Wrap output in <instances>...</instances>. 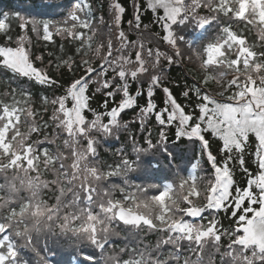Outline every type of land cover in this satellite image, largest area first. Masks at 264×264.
<instances>
[{"label":"snow or ice","instance_id":"obj_1","mask_svg":"<svg viewBox=\"0 0 264 264\" xmlns=\"http://www.w3.org/2000/svg\"><path fill=\"white\" fill-rule=\"evenodd\" d=\"M69 3H71V0H69ZM109 6L111 9L110 19L112 21L118 20V24L113 23V25L119 28L122 23V17L127 14V8L121 3V0H109ZM145 7L151 12L163 10V15H157L155 21L162 28L157 46L153 48L145 47L143 44L137 45L136 41L130 40L126 32L120 29L116 36V44L107 46L108 61L100 65L98 69L94 68L91 72L84 67L83 63L77 64L75 60L72 61L71 65L65 63L69 58L82 54L85 47L83 43L85 30H87V33L92 32L94 26L92 17L94 13L91 3L78 0L74 7L68 11L66 18L56 22L35 18L28 19L19 13L14 14L12 17L8 14H0V23L6 25L5 30L0 32V48H19L23 46L25 51L28 52L29 50L22 42V37L25 33L35 34L37 38L44 42L52 41L55 43V40H53L54 35L67 42L59 45L61 54L55 56V59H52L55 55L52 51H49L48 58L43 55L29 53V61L32 68L42 76H46V80H40L35 75H29L13 68L9 63L5 62V57L0 55V69L7 70L17 77H24L33 81V86L36 84L40 85L45 93L50 90L60 93V95L55 96L51 100L47 95L38 96L37 98L41 101L39 108L35 106L32 95L30 93L25 95L23 90L20 93L13 94L11 103L0 100V113H2L0 115V128L7 126L9 129L5 144L13 143V135L19 130L21 122L27 123V121H22V116L29 108H31L32 118L39 121L36 131L29 133V139L19 150L9 148L5 152L4 148L0 147V210L3 212L0 215V234H2L0 235V264H10V262L11 264H29V261L23 258L20 252L11 244L7 233L11 230L13 220L19 230L22 231L29 228L30 224L26 216L32 215L33 219H37L40 214V206L44 203L45 197L42 196L40 201L34 203V196L18 195L22 187L25 184L30 187L33 184L38 186L41 179V169L47 173L49 166L52 168L59 167L66 178H74V173L65 171L63 162L57 156L51 155L50 149L44 146L45 144H50V142L44 136L43 139L34 138V134L39 137L41 133H45L49 121L52 120V113L49 119H45V116L48 115V103L54 102V111L60 109L61 103L66 109H71L76 104L75 98L69 95V89L72 88L73 84L76 85L77 89L87 86L84 93L87 98V107L83 109L86 124L90 120H94L96 116L102 117V124H108L111 119L109 113L119 110L126 96L133 97L135 100L130 107L120 110L117 120L124 122L126 130L135 129L139 131L140 135L137 137L136 131L129 132V136L126 137L128 147L120 150L121 155L116 161L106 164L100 169V171L105 173L107 180L116 175L118 169H127L129 164L139 166L140 160L136 159V157L140 156L141 153L137 151V145L148 152H159L163 159L168 161L175 160L182 155L181 145L186 140L190 144H198L201 158L204 159L205 163H209L204 154L205 142H207V151L217 156L215 161L217 166L227 164L232 168L233 164L243 161L241 174L246 176L247 179L242 183H236L235 171L233 170L234 183L231 188V196H229L231 204L225 201V205L221 209L206 208L199 217L186 214V217L194 218L188 220L198 221L204 217L205 213H208L210 216L208 226L212 227L214 217L211 214L213 212L218 215L224 213L231 216L234 226L226 229L223 225L217 223L216 227L212 229L215 235L209 234L207 237H200L199 239L195 236H189L188 232L185 231L182 234L184 238L178 241L179 247L169 245L167 239H165L164 246L170 254L169 264H264V244L246 245L237 241V237L244 234L243 230H239V224L242 222L240 217L245 214L247 217H252V212L248 210L249 200L247 198L244 199L239 207L236 206V199H233V197L238 198L237 189H239V193H243L245 189L249 188V179L261 171L259 162L253 168L248 160L244 159L245 155H247L255 160L256 145L259 144L257 135L254 132H249L246 140L241 141L244 145L243 150L238 152L236 157L233 158L232 153L236 152V149L233 148L231 152L228 151L224 147L223 141L219 137L214 136L212 130L207 127L208 118L213 115L211 111H208L212 106V98L207 91V79L201 77L199 84L194 87L185 85V89L181 91L180 95L192 105V110L189 111L176 95L175 89L171 87L168 79L165 78L166 66L170 69L178 62L182 63L186 52L196 51V54L200 57L201 64L204 65L202 70L205 72H212L214 68L219 66V64H207L209 49L219 48L224 53V56L220 57L219 60L229 59L232 45L230 39V33L233 32L232 25L228 23L222 27L220 26V20L225 14L220 12L218 7L212 9V12L216 13L215 15H199L206 7L201 0H190V2L189 0H170L169 4L161 3L159 5L150 3V0H147L146 5H139L140 9ZM170 7L179 10L174 20L170 19ZM81 13H83V17ZM232 19L236 20L238 18L233 16ZM13 22L15 28L20 30L16 32L15 36L12 35ZM133 24L137 30L142 24V16L137 11L136 3H133L132 20L129 21L130 27ZM70 26H78V31H72L70 34L66 32L65 35L61 36L60 30L68 29ZM143 27L147 29L148 25H143ZM189 27L194 30H201V41L206 38L213 27H220L222 35L207 44H203L201 41L193 42L189 38L191 34L186 32ZM169 35H171V40L168 38ZM236 35L240 34L236 33ZM29 41H31L30 36ZM125 41L127 44H136V50L128 58L133 61L137 68L142 66L143 71L137 72L133 69L132 73H121L113 68L111 72L105 73V78L102 82L93 80L97 71L103 72L106 67L111 65L113 57L121 55L120 44ZM68 43L71 44L69 49L72 53L71 55L65 52ZM160 47H164L165 50L160 51ZM250 51L255 54L254 48L250 49ZM145 52L148 54V61H151V67H149L148 62L144 61ZM138 55L139 59H137ZM258 55L260 60H264V52ZM76 68L81 69L82 75L75 76ZM56 69L60 70L59 76L55 74ZM65 75H67V79H63ZM77 80L79 83H77ZM90 81L92 83H89ZM17 94L20 95L19 100L15 98ZM157 96L160 97L159 103L156 99ZM69 101H71L70 107L68 106ZM228 102L231 103L232 101ZM129 113L133 115L128 120H125V116ZM59 115L62 118L63 112H60ZM58 123L57 121V126ZM108 127L111 129L112 125L109 124ZM152 127L157 129L156 140L152 139ZM196 128L199 129L198 136L187 135V133ZM182 131L185 134H181ZM169 132L172 133L171 136H169ZM64 134L67 137L68 133ZM209 137L214 138L216 142L215 149L212 147L213 140H210ZM115 142H119V134L112 139L103 140L104 144H112L113 146ZM84 143L87 145L88 141H84ZM87 155L88 159L92 161L100 159L95 142H93V151ZM66 158L67 156H65ZM154 159V156L149 157L148 162L150 165L153 164ZM196 159V153L193 151V155L187 160V165L191 166ZM71 167H77L75 160H73ZM159 169L160 165L156 162L154 170ZM209 170L213 173L215 172V168L211 167V164H209ZM21 171L24 172V175L20 174ZM97 178H99V171L97 172ZM65 186L70 187L67 181L62 184V188ZM50 187L55 186L51 185ZM79 189V191L75 189L70 191L60 203H55V198L61 195V189H57L54 202L47 205L49 214L46 219L51 223L52 213H55L56 218L59 219L61 207L66 204L69 206L75 205L77 207L76 212L70 215L67 212L64 214L62 224L65 229L64 234L68 235L71 232L78 236L79 232L77 230L79 229L91 235L88 243L92 245L93 250L87 253L86 260L93 261V264H99L96 259L97 252L95 250L97 248L100 249L99 255L101 259L105 260V264H107L108 259H111V257L105 258L103 252L108 244L112 243L111 239L107 238V229L113 225L122 223L125 228L132 229L133 231L130 233L131 239H136L137 233L141 228L152 232L168 231V229H157L150 219L143 218L139 214L125 216L120 200L109 198L97 204V188L91 184L81 183ZM44 190L46 191L47 189ZM250 191L255 194L257 201L252 207L258 209L261 203L260 192L264 191V189L258 190L255 186H252ZM104 195L108 196L107 191H105ZM126 198L132 199L133 197L126 195ZM32 209H36V211L33 213ZM180 223L183 224L184 221ZM5 225H8V227ZM39 226V223H37L36 227L39 228ZM251 226L255 232L264 233V215L253 220ZM174 227L179 229L180 225L177 224ZM202 231H207V229L204 228ZM100 233H104V235H100ZM174 235L181 234L176 232ZM28 243L31 244L32 240L29 239ZM160 244L161 239L158 237L151 245L142 243L139 249L132 247L130 249L132 254L119 258V264H145V257H151L152 248H158ZM6 250L7 255H5ZM35 264H40V260L37 259Z\"/></svg>","mask_w":264,"mask_h":264},{"label":"trees","instance_id":"obj_2","mask_svg":"<svg viewBox=\"0 0 264 264\" xmlns=\"http://www.w3.org/2000/svg\"><path fill=\"white\" fill-rule=\"evenodd\" d=\"M22 2V1H26L29 2L30 0H0V14H8L10 17H12L14 14H16L14 12V6L17 2ZM241 0H214L213 3L211 5H209L208 9H204L203 11H201L199 13V15L203 16V15H210L212 12L213 8H217L220 12H223L225 15L221 18L220 22L224 23V24H228V22L232 21V17L234 16V14L237 12L238 10V6H239V2ZM244 1H252V0H244ZM87 2L89 3V1L87 0ZM86 2V3H87ZM133 2L134 0H121V3L127 8V14L124 15L122 17V24H120L119 28L124 30L126 32V34H128L129 37H132L135 39L137 45L142 44L140 42V40H138L139 38L143 37L145 41V47H153L155 48V46H153V43L158 41V35L162 32L161 30V26L159 23H156V15L152 12H150L146 7L144 9H140L138 10L139 14L142 16V24L141 27L137 30L135 29V25L133 24L131 27L129 25V21L132 20V15H133ZM90 3L92 4V7L95 10L96 14H93V29L91 33H87V30H85V34H84V50L82 52V54L80 56L77 57H71L69 58L68 61H66L65 63L71 65L72 61L75 60V62L77 64L83 63L84 67L88 68H93V67H99L101 64V60L103 57V54L99 56L98 59H92V55L94 52L95 47L98 45V43H104L105 46H103V49H105L104 51L106 52L107 50V46L109 44H116V36L118 35L119 30L114 31L111 28H108V25L106 24H101V17H105L106 11H108L109 9V0H91ZM140 4H145V2L143 0H139V5ZM7 8V9H5ZM5 9V10H4ZM207 13V14H206ZM254 15H259L258 17V22L262 23L263 27H264V18L261 15V12H258L256 10L253 11ZM216 14V13H214ZM81 16L83 17V14H81ZM143 25H148V28L145 29L143 27ZM232 29L233 32L230 33V39L232 41V45H231V51L229 52V59H224V60H219L220 57L224 56V53L219 49V48H212L209 49L208 51V61L207 64L213 63V64H219V65H223L224 67H226L227 69L230 70H234V72L232 73H239L242 74L245 71H247L248 67L253 65L254 66H261L264 68V60H260L259 58V53L264 52V44L260 43L257 39V37L253 34L252 31V25L250 24H245V23H236V22H232ZM6 28V25L4 23H0V32L4 31ZM126 28V29H125ZM150 29L153 32V35L150 39L146 38L145 36V32L146 30ZM46 30V29H45ZM20 31L19 29H16L14 26V22H13V33L12 35L15 36L16 32ZM72 31H78V26L76 27H69L68 29L65 30H60V35L63 36L65 35V33L67 32L68 34H70ZM219 35L221 36L222 33L221 31L218 32ZM236 33H239L240 35H236ZM32 38V44L29 47V51L30 53H33L34 55H43L46 58H48V53L49 51H52L55 55L52 57V59H55V56H59L61 53L59 52V45L61 43H67L66 41H64L62 38L58 37V36H53V40H55V43H53L52 41L49 42H44L41 39H36L34 36L31 35ZM109 38H111V40H109ZM131 38V40H133ZM217 38H215L216 40ZM238 40H242V41H246L245 43L248 45L249 50L250 49H255V54L250 51L249 53L252 54V59L250 60V62H252L250 65H248L247 67H244V64L238 60V62L236 61V56H234V52H235V47H236V43ZM71 48V44L68 43L67 48L65 49V52L68 55H71V51H69V49ZM128 49V44L125 42H121L120 44V51L121 53L126 51ZM136 50V49H134ZM160 51H164V47H160L159 49ZM133 52V51H132ZM126 55V58H124V60L127 63V70H129L131 67L132 70L135 69V71L139 72V71H143V67L141 66L140 68H137L136 65L133 63L132 60H130L128 57L131 55L130 53H124ZM234 59H232V58ZM137 59H139V55L137 56ZM230 60V62H229ZM144 61L148 62L149 67H151V61H148V54L145 52L144 54ZM47 62V60H46ZM39 63V62H37ZM55 74L57 76L60 75V70L56 69L55 70ZM82 75L81 69L76 68L75 70V76H80ZM46 77V76H45ZM201 77H204L207 79L208 84L206 85V87H210L212 82L214 81L213 77L214 74H212L211 72H205L202 69H184L181 70L180 68H177L175 66H173V68L171 69L169 75H167L165 78L168 79L170 85L172 88L175 89V93L176 95L179 97V99L185 104V106L188 108L189 111L192 110V105L189 103L188 100H186L182 95H180L181 91L183 89H185V85L188 86H195L196 84L200 83V79ZM67 75H65L63 77V79H67ZM47 79V77H46ZM78 81V80H77ZM34 82H31L29 85V88L26 89L20 82H18V79L16 76H14L13 73L11 72H6L5 76L0 79V100H4L8 103L12 102V97L14 93H20L21 90H23V93L25 95H27L28 93H30L32 95V98L34 100V104L36 107H40V103L41 101L37 98L38 96H44L47 95L48 98L51 100L53 98H55V96L60 95L59 92H53V91H48L47 93H45L41 86L36 84L35 86H33ZM17 100L20 99V95L17 94L15 97ZM157 102L159 103L160 97L157 96ZM198 99V98H197ZM52 109H53V102L48 103L47 105V111H48V115L45 116V119H49L51 113H52ZM29 115V117L31 118L32 123L34 124V129L29 130L28 127V122L24 123L21 122V124L19 125V130L15 133V135H13V143H9V144H5V138L9 135V129L7 126H4L3 129H0V147H3L5 152H7L9 150V148H14L15 150V143L18 139H20V137L22 135H28L29 138V133L30 132H35L36 128L39 124V121L34 120L32 118V114H31V108L28 109V111L26 113L23 114L22 116V121H26L25 116ZM133 114H128L127 116H125V120H128ZM30 121V122H31ZM54 129V125H53V121L50 120L47 126V130L45 133H41V136L36 137L34 134V138H39V139H43V136L45 139H48L51 137V134L53 132ZM157 130L154 128L153 130V140L157 139ZM19 137V138H17ZM210 140H213V144L212 147L213 149L216 148V142L214 140V138L209 137ZM50 149V154L51 155H55V151L52 150V148L50 146H46ZM250 150V149H249ZM258 146L256 145V154H255V160L251 159L250 157H248L247 155H245L244 159L248 160L249 164L254 168L257 164V156H258ZM222 155V153H221ZM56 156V155H55ZM102 156V165H106V164H111L112 162H114V156L110 157H106L105 154L101 155ZM236 156H233V158H235ZM217 158V156H216ZM221 168H225L228 167V169L230 170V174L231 177L233 179V170L235 171L234 175H235V182L236 183H242L243 181H246L247 177L243 176L241 174V169L243 167V161L237 162L235 164H233L232 168H230L227 164H224L223 166H219ZM54 168L50 167L48 168V172L45 173L43 171V169H41V175L46 178L51 180L50 175H51V170H53ZM255 176L251 177V179H253ZM232 188V187H231ZM238 195H241L239 193V190H237ZM206 194H196V193H192L190 194V198H193L194 201H192V203H194L195 201L197 202H201L203 197ZM120 196L116 197V200H118ZM174 196L170 195V194H161L158 196V199L155 200L157 206H158V213H155L156 216V220L158 221L159 225H165L168 222V219L171 217V205L172 203H178L176 201V199H172ZM236 198V197H234ZM123 200L124 201L123 203ZM121 203L124 204L125 206H132L134 203L132 201L127 200V198H125L124 195H121V199H120ZM204 202V201H203ZM198 203V204H202ZM216 222L223 225L224 228L226 229H230L231 227H233V223H232V218L230 215H226V214H222L219 218L216 219ZM70 244H78L79 240L77 237L72 236L70 241ZM23 248L24 245L22 243L18 244V250L20 252H23ZM114 254L109 255L107 258L113 257ZM69 256L73 258V254L71 251H69ZM83 261L86 260V255L82 254L80 257ZM74 259V258H73ZM111 259L107 260V264H111ZM32 264H35V262L33 260H31ZM93 263V261H90ZM99 264H105V260L102 261Z\"/></svg>","mask_w":264,"mask_h":264},{"label":"rangeland","instance_id":"obj_3","mask_svg":"<svg viewBox=\"0 0 264 264\" xmlns=\"http://www.w3.org/2000/svg\"><path fill=\"white\" fill-rule=\"evenodd\" d=\"M157 1V5L161 4V3H164V4H169L170 3V0H156ZM163 11V10H162ZM169 12L171 13L170 15V19H175L176 17V14H177V11L175 8H169ZM169 38V37H168ZM228 83L226 81H223L222 83L214 86L212 89H211V94H214V95H218V96H222L223 94H225L227 88H228ZM242 114L245 115V116H252V120H254L256 122L257 125H261L263 130H264V117L261 116V115H258L257 113H252V111L249 109V108H246L242 111ZM245 125H248V121H246ZM262 140L264 141V133L262 135ZM262 181L264 183V162H263V176H262ZM264 189V186L263 188ZM264 193V191H263ZM264 215V210L260 211L257 215H256V218L257 217H260ZM255 218V219H256ZM254 219V220H255ZM253 221V220H252ZM252 221L249 223V225L246 227V229L250 228L251 231H249L248 233L251 234V235H254L255 236V242L257 241H261V242H264V233H257L255 232V230L252 228Z\"/></svg>","mask_w":264,"mask_h":264}]
</instances>
